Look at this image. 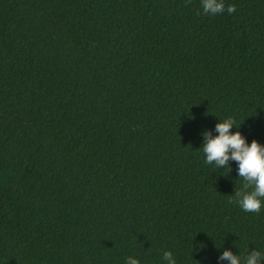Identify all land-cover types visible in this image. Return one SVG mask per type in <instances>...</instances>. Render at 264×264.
Segmentation results:
<instances>
[{"label": "trees", "instance_id": "16d2710c", "mask_svg": "<svg viewBox=\"0 0 264 264\" xmlns=\"http://www.w3.org/2000/svg\"><path fill=\"white\" fill-rule=\"evenodd\" d=\"M228 4L0 0V264L264 252L201 148L229 117L264 144V0Z\"/></svg>", "mask_w": 264, "mask_h": 264}, {"label": "clouds", "instance_id": "9594fccd", "mask_svg": "<svg viewBox=\"0 0 264 264\" xmlns=\"http://www.w3.org/2000/svg\"><path fill=\"white\" fill-rule=\"evenodd\" d=\"M200 3L205 15H217L225 11L231 14L236 11L233 4L225 7V0H200ZM234 126L238 128L235 120L229 117L220 119L214 129L202 133L204 162L215 168H227L230 171L231 163L235 162L242 187L234 191V199L230 202L236 203L246 213H259L264 208V144L255 139L249 143L239 130L231 131ZM163 260L167 264H177L171 251L164 252ZM218 260L226 261L227 264H264V252L254 249L241 257L231 249L225 248ZM126 264L140 262L135 257H128Z\"/></svg>", "mask_w": 264, "mask_h": 264}]
</instances>
